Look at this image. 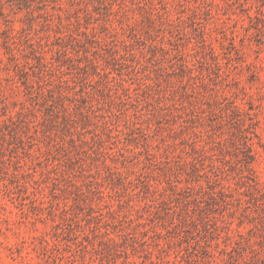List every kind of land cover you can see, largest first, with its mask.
Wrapping results in <instances>:
<instances>
[{"label":"rangeland","instance_id":"rangeland-1","mask_svg":"<svg viewBox=\"0 0 264 264\" xmlns=\"http://www.w3.org/2000/svg\"><path fill=\"white\" fill-rule=\"evenodd\" d=\"M0 264H264V0H0Z\"/></svg>","mask_w":264,"mask_h":264}]
</instances>
